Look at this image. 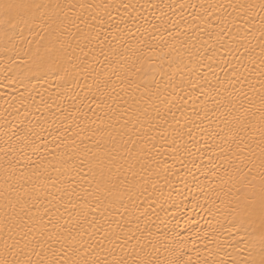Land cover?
<instances>
[{
	"label": "snow or ice",
	"instance_id": "6c2138e0",
	"mask_svg": "<svg viewBox=\"0 0 264 264\" xmlns=\"http://www.w3.org/2000/svg\"><path fill=\"white\" fill-rule=\"evenodd\" d=\"M109 7L88 0H0V42H23L25 33L33 39L39 36L35 51L25 53L36 73L65 84L75 80L84 89L83 97L76 94L80 102L91 101L84 104L83 119L89 123L80 128L82 138L63 144L64 151L51 165L54 175L41 173L31 183L22 177L13 182L5 169L0 264H264V0L215 6L232 11L216 16L219 30L208 33V41L200 46L203 53L197 48L185 63L177 50L167 72L157 69L151 57L145 63L141 49L129 38L135 22H113ZM44 34L52 39L45 42ZM97 43L104 58L96 59L101 67L89 62ZM136 43L143 46L144 41ZM206 61L223 71V79ZM203 67L210 71L198 70ZM157 72L168 76L171 91L161 89ZM177 73L180 81L173 84ZM81 75L83 85L76 79ZM185 75L190 91L197 94L193 103L199 101L198 110L194 107L188 116L182 111L186 101L177 92L185 85ZM40 103L52 110L43 98ZM86 131L92 134L84 137ZM196 136L203 138L206 148L219 150V162L209 161L212 177H218L220 169L227 177H218L219 191L206 194L204 211L212 219L203 237L199 229L191 233V223L184 229L189 236H181L178 221L159 215L153 219L151 204L141 210L138 203L149 185L153 195L160 187L155 195L160 200V180L167 184L171 179L175 165L161 159L160 147L171 148L174 160L187 159L193 149L199 150ZM193 235L205 246L215 244L216 254L223 255L201 257L195 240L188 246ZM222 235L231 240L222 241ZM208 251L211 255L212 249Z\"/></svg>",
	"mask_w": 264,
	"mask_h": 264
},
{
	"label": "bare ground",
	"instance_id": "6f19581e",
	"mask_svg": "<svg viewBox=\"0 0 264 264\" xmlns=\"http://www.w3.org/2000/svg\"><path fill=\"white\" fill-rule=\"evenodd\" d=\"M60 2L62 4H78L83 0H60ZM88 2L109 5L107 12L113 22L123 18L128 21L129 25H133L134 21L135 26H132L129 38L133 40L135 47L141 49L145 63L147 64L148 57H151L157 69L167 72L169 71V61L175 58L177 50L186 63L189 53L194 54L203 41H208V33L213 29L219 30L220 25L216 21V16H225L227 12L232 11L231 9H227V12L224 9L218 10L215 6L235 3L236 0H88ZM254 2H258V0H254ZM201 5L204 6V9H201ZM209 5H213V7L209 8ZM72 11L78 10L73 9ZM92 11L101 14L104 12L103 9H93ZM84 14L87 16V12ZM198 14L200 19H196ZM206 16L207 21L205 20ZM120 27L123 29L125 25L121 24ZM200 29H204V31L201 33ZM25 36V41L17 40L7 46L0 42V188L4 187L5 169L9 170L8 175L12 177L13 182L22 177L31 183L41 173L54 175L51 165L58 161L61 151H64L63 144L65 142L71 144L73 139L79 143L82 138L79 135L80 128L89 123L88 120L83 119V112L87 111L84 104L91 103V101L84 100L82 104L80 98L76 96L79 93L80 97H83L84 89L76 86L75 80L71 84H65L57 77L38 75L30 55H25V53L29 52V49L32 52L35 51L36 40H39L40 37L37 36L33 39L28 33H25ZM44 36L45 42L52 39L48 34H44ZM213 39H215L214 33ZM28 40L33 41L31 45L28 44ZM137 40H143V46L137 44ZM211 43L212 41H209V44ZM94 47H96V53L95 55L90 54L89 62L95 63L96 67H101L102 65L96 62L97 58L99 61L104 59L99 55L100 46L97 43L94 44ZM200 51L203 53V48H200ZM169 52L172 53L171 56L167 55ZM77 55L82 56L79 51H77ZM214 59L218 60L219 54ZM206 63L212 62L206 61ZM212 68L223 79L224 73L215 63H212ZM198 70L210 71L207 67ZM171 71H175V64L172 65ZM76 79L80 81L81 85L85 83L82 75L77 76ZM156 79L160 81L162 90L167 88L171 91L168 76L161 77L157 72ZM191 79L195 80V76L193 75ZM184 80L183 89L178 88L177 92L179 96L183 97V101H186L182 111L188 116L194 107L198 110L199 101L196 100L195 104L193 103L197 94L190 91L187 85L189 80L187 75ZM179 81L180 74L177 73L172 83H179ZM88 82L90 83L91 80L89 79ZM153 87L155 86L153 85ZM68 88H72L73 91L68 92ZM42 98L52 106L51 111L40 103ZM177 103L182 102L177 100ZM95 107V104H92V108L95 109ZM78 109H82V111H78ZM176 115L180 117L181 112H176ZM62 116L68 117V119H62ZM89 116L95 119L91 112H89ZM193 131L196 132L197 129L194 128ZM91 134V131H86L83 135L86 137ZM195 138L200 141V144L197 145L199 150L193 149L192 155L187 159L174 160L170 155L171 148L160 147L161 159L169 165H175L170 169L171 179L167 184H165V179L160 180V185H164V196L160 200L155 199V195L159 194L160 187H157V192L153 195V190L149 185L148 191L138 203L141 205V210L151 204L149 214H153L154 210L153 219H155V215H159L173 223L178 221L179 225L176 231L181 236H189V232L184 229L191 223L193 225L191 233H196L199 229V236L203 237L204 232L209 231L207 222L212 219L204 211V208L208 207L206 194L213 189L219 191L216 188V185L221 182L218 177L225 179L227 177L223 169L218 172V177H212L209 171V161L219 162V150L215 147L206 148L201 136ZM185 139L188 137L185 136ZM216 143L220 142L216 141ZM243 147L241 145V148ZM232 149L236 150L235 144H232ZM169 193H171L170 198ZM212 194L215 198L214 192ZM213 223L215 222L213 221ZM227 228L228 225H225V229ZM161 229L163 230V226ZM193 240H195L194 247L199 250L201 257H208L209 260H212L219 259L223 255V253L220 256L216 254L215 244L205 246L202 240L194 235L188 240L190 248L193 247ZM221 240L230 241L231 237L222 235ZM208 248L212 249L211 255ZM192 258L196 259L194 252Z\"/></svg>",
	"mask_w": 264,
	"mask_h": 264
}]
</instances>
